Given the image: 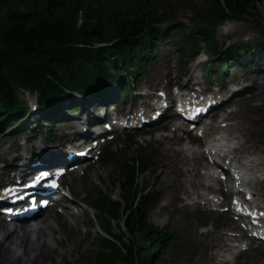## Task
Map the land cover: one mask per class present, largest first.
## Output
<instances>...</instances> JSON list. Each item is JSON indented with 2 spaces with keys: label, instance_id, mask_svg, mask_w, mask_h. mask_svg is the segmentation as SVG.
<instances>
[{
  "label": "trees",
  "instance_id": "trees-1",
  "mask_svg": "<svg viewBox=\"0 0 264 264\" xmlns=\"http://www.w3.org/2000/svg\"><path fill=\"white\" fill-rule=\"evenodd\" d=\"M138 1H130L129 12L118 0H0V130L2 126L14 128V121L28 111L17 88L37 92L38 110L33 116H41L32 117L43 127L42 121L52 123L66 99L76 103L70 92L104 101L107 93L124 90L125 79H136L165 35L180 36L182 53L188 45L195 55L201 43L216 51L218 26L255 13L258 0H206L202 9L183 0L193 8L191 24L166 28L160 25L171 12H159L148 1ZM21 5L27 9L22 10ZM234 48L244 50L242 55L234 53L238 61L264 54L262 42L230 44L226 50L231 53ZM29 123L21 126H26V133ZM2 135L1 130L0 140ZM109 154L102 158L113 159ZM150 161L143 153L118 161L121 200L100 198L97 215L100 226L113 239L98 236L95 264H156L163 251L173 248L168 230L147 227L145 247L126 241L124 231L114 234L110 230L111 220H122L129 235L148 225V205L137 188L136 173L149 169Z\"/></svg>",
  "mask_w": 264,
  "mask_h": 264
},
{
  "label": "rangeland",
  "instance_id": "rangeland-1",
  "mask_svg": "<svg viewBox=\"0 0 264 264\" xmlns=\"http://www.w3.org/2000/svg\"><path fill=\"white\" fill-rule=\"evenodd\" d=\"M118 1L126 6L125 11L130 12L131 0ZM142 1L143 0H139L138 2ZM145 1H148L152 6L159 7V12L164 10L171 12V15H168V20L160 25V28H166L171 24L173 26L177 23L190 25V21L193 16L192 9H202L204 3L206 2V0H186L187 3H190L193 6V8H189L191 5L189 4L188 6H185L184 4H186V2H183V0ZM20 8L24 10L25 6L21 5ZM129 16H131V14H129ZM215 32L218 42L217 50L215 51L214 49H211L201 43L202 50L199 54L201 57L194 59L192 62H188V60H186L190 53L187 54V51L184 53L187 57H182L179 53L181 40L171 37L170 35H165L160 44L155 47L153 53L155 58H153L151 64L146 67L143 72H139V91L142 92L143 87H148L149 92L157 91L168 88L171 84L174 85L177 81H179L180 84L183 83L184 87H187L196 79L202 81L200 87L203 86L208 89H214L219 84L216 79L218 78L217 73L219 67L224 58H229L228 60L231 61V63H234V66L236 67L232 68V66H229L227 69V75L225 77L227 83L232 82V84L235 85V88L244 85H248V87H251L250 85L254 86L252 88H248L247 91H244L242 95L238 96L236 100L231 102L233 113L230 114V117L231 120L236 122V125L239 127V129L234 128L231 131L233 132L237 130L242 134L245 139V150L250 152L247 153L248 155L264 159V69H252L248 72L241 73L243 70L242 65L235 60L234 53L242 55L244 50L234 48L231 53L226 50L227 46L230 44L239 45L255 44L257 42L264 43V0L256 1L255 13L248 14L240 19L226 20L218 26ZM187 50L190 52L191 49L187 48ZM225 51L227 52L225 53ZM249 53L251 54V52ZM205 59H208L209 62L204 61ZM250 61H256L251 62L252 64L259 63L257 62L259 61L258 58L254 60L252 58L244 59V62ZM198 62L199 64H197ZM182 66L187 68V73L184 77H180ZM201 73H203V78L200 77ZM134 85H137V83L133 84V86ZM230 87L232 88V85H230ZM168 89L170 96L173 97L175 94H173L175 88L169 87ZM137 93L138 91L133 94ZM17 94L23 105L29 106V103L31 104L34 101V96L25 92L24 89L20 87L17 88ZM74 97L75 99L78 98L77 96ZM139 103H141V98L137 103V109ZM66 105L70 106L68 107V110L69 112L71 111L70 113L72 116H81L78 122H74L75 126L78 123L77 128L81 127L84 123L82 118L85 116V113L83 114L81 110L72 112L71 105ZM84 107L85 109H90L87 104ZM228 112H230V110H224V114H228ZM39 116L41 115L35 114L33 117L37 118ZM215 116L216 114H214L211 118L213 119ZM24 118L25 117L19 121H14L15 126L10 131L15 129L18 130L19 127L23 125ZM211 118L206 119L205 122L210 121ZM215 120L216 119L212 121L215 122ZM165 121L166 120H163L157 126H153L150 129L145 126L136 131L119 132L116 134V139L109 143L111 144L110 148L117 154L116 156L118 160H122L127 157L132 158L143 153L148 155L152 162V167L148 171L138 175L136 178L137 188H141L140 194L145 197L148 206H150L148 225L138 229L133 235H129L124 231L125 240L128 242L132 241L134 247H145L148 245L146 240L148 230L147 227L153 226L159 230H168L170 233H175L176 243L173 248L165 250L163 251V254L159 255L160 258L156 264H211L212 255L210 254L211 249L208 244L219 234V232L227 231V229H225V227H221L220 224L222 223L221 221H225L226 225L229 219L232 221L229 214L215 213L210 210V205L204 206L200 204L198 207L193 205L191 206L189 202H187V199L184 200V202L188 203V207L185 204L181 202L177 203L174 200H170L168 204H165L163 203L165 198L164 196L156 197L151 195L149 191L151 185L156 182L157 174L161 173V176L164 174L165 178L171 175V171L168 168L162 171L163 166L160 165V160L158 158L159 153L161 151H165V149H171L173 152L174 150H181L183 147L188 146L187 140L184 139L181 133L173 130L172 123L168 122L169 126H166L168 127L166 132L155 131L156 128H158ZM65 123L66 120H56L52 126L49 124L44 125L47 128L45 131L46 135H48L49 138L53 136L55 137V139L50 142L48 140L45 141L43 137L40 138L37 131L32 132L33 137L30 139L29 137H16V139L19 140V142H16L15 139L11 138L12 133L8 134L9 132H5L6 129H3L5 136L0 141V172H2L5 168L8 170L2 172L0 182L2 181V177L5 179L4 176H7V174L9 176L10 170L15 166V160L11 158L14 154L13 152L28 154L29 150L36 149V147L33 148V144H36V146L38 144H42L43 146L41 147H48L50 144L57 145L61 136H67L73 132L74 128H67ZM124 132L135 134L136 137L132 139L133 144H130L127 140V136H129V134L124 135ZM24 139L29 141L25 142ZM67 141L69 142V138H67ZM105 144L100 147L101 151L105 148ZM11 146L12 148H10ZM13 146L16 147L14 150ZM62 146H64V144H62ZM56 147L59 148V145ZM175 153V155L172 156L171 154V157L169 156V160L182 169L181 178L184 179V181L185 178L189 177L188 173L191 171L187 168L191 167H194L192 173H195L192 176L190 175L192 181L201 180L203 182H207L205 180L208 179L209 181L210 179H213L211 176H199L202 172H206L204 169L206 161L203 157L196 156L195 161L192 160L190 162L183 163L181 157L184 155H181L180 152ZM188 153L190 154V151H188ZM181 163L183 164L181 165ZM117 166L118 162L114 159L109 162L94 160L88 171H77L64 177V184L67 185L68 189L72 193V201L80 203L81 207L80 210H69L73 213V215H69V213L62 208H59L61 209V212H57L56 214L59 219L66 220L69 227L75 222V219H78V230L74 233V236L77 239H82V246L79 254L75 252L68 258H62V256H59L54 252L53 258L55 259L56 264H95L94 255L96 253L97 246L99 245L98 233L100 229L96 222L91 218L92 209L89 205L82 202L81 198L86 195L88 198L87 200L90 201L89 197L95 193L92 192L88 195L87 192L91 190L92 187L99 189L97 192H100L102 196L104 194H108L111 197H117L118 190L116 183L114 182L118 173L116 170ZM261 175H264V168ZM257 182V187L260 192L259 197L264 199V177L263 180L260 181L259 179ZM82 183H84L85 187L83 189H79L77 196L73 195V187L77 184L79 187ZM193 189H195L198 193L203 192L201 186L194 187ZM181 194L184 196L183 193ZM71 202H68V204L71 205ZM262 203L264 204V202ZM83 210L87 213L83 217L86 220L91 221L89 227L82 223L84 218L79 215V213ZM1 218L4 217L0 215V239L3 235ZM49 219L53 223V231L50 234L47 232L45 238L47 243L58 248L59 245L56 239L61 238L58 230L59 227L51 217ZM110 229L114 234H119L122 230L121 221H113ZM207 230L208 232H206ZM32 235L34 236V233ZM200 235L203 236V239H201ZM1 245L3 246V244L0 243V264H8V262L13 259L14 253L20 254L22 259L20 258V263L11 261V264H30L29 261L24 263L21 262L25 261L27 258H33L34 256V253H30V251L23 255L24 245L21 242L13 245L14 252L12 254L9 253L6 256H2L3 247ZM46 257L47 255L41 251L37 258L38 264H41V261L45 260ZM73 258V262L70 261V259L72 260ZM228 264H264V244L253 242L247 251H244V253L240 256L232 258Z\"/></svg>",
  "mask_w": 264,
  "mask_h": 264
},
{
  "label": "bare ground",
  "instance_id": "bare-ground-1",
  "mask_svg": "<svg viewBox=\"0 0 264 264\" xmlns=\"http://www.w3.org/2000/svg\"><path fill=\"white\" fill-rule=\"evenodd\" d=\"M242 87L247 88L248 85H244ZM242 87H240V90L236 91L237 92L236 95L241 94V92L243 90ZM226 117H228V115H226ZM75 121H78V120H75ZM74 122L71 121L70 124L73 126ZM66 126H69V124H67ZM234 127L235 126L232 123H228L225 125L224 128H222V130L225 132L229 131L228 134H230V131ZM1 128H2V130L7 129L6 126H2ZM231 138L234 139V137H231ZM214 144H215V146L220 147L222 149L225 146V144L221 141H215ZM61 145H62V143H61ZM193 148L194 147H189V146L185 147L184 149H181V153L184 154L185 151H190V153H193V152H195ZM179 151L180 150H174L172 152L171 149H165V151H161L159 153L158 158L160 160V165L163 166L162 171L164 169L168 168L171 171V175L165 178L164 174H162V176H161V173L157 174L156 182L154 184H152L150 189H149L151 195H154L156 197H163L164 196L165 198L163 200V203H165V204H168V202L170 200H174L177 203L182 202L184 198L182 196H180V194L181 193H185L186 195L188 194V189L185 187V185L183 183L184 180L181 178L182 169L180 167H177V165L175 163H172V161L169 160V156L171 157V154L173 156L176 154L175 152H179ZM184 157H185V155H184ZM191 158H193V155H191ZM114 160H116L117 162L119 161L117 158H114ZM186 161H187V158L185 157L184 162H186ZM247 163H248V161L241 162L240 163V170L238 169L240 174L242 176H244L245 178L248 175L246 172ZM261 166H264V160L258 157V161L252 167H250V170L254 171L253 170L254 168L258 169ZM189 169H191V168H189ZM247 171H249V169H247ZM2 172H0V177H1ZM189 174L191 175V173H189ZM1 180H2L1 182H6V179H4V178H1ZM197 184H199V185L204 184V187H206V184L204 182H202L201 180H199L198 183L190 182L188 184V186L193 187L194 185H197ZM77 185L74 186L75 195L78 194V191L80 188L83 189L82 184H80L79 187ZM157 186H158V188H157ZM201 195H202V200H204L205 202H208L210 200V198L208 197V194L203 193ZM81 201H83L86 205L87 204L89 205V201L87 200L86 195H84L81 198ZM80 207H81L80 203L73 201L71 203V207L69 206L68 209L69 210H72V209L73 210L74 209L80 210ZM261 208H263V207H261ZM82 213H85V211L83 210L81 213H79V215H82ZM237 215L239 216V218H241V214L239 212L237 213ZM57 223H59V222H57ZM62 224L67 225L65 221H62ZM78 225H79L78 219H75V222L71 227L66 226L65 229H62V228L60 229V227H59V232L61 235V239L58 240V244L60 245L59 248H56L53 245L48 244L45 240L46 231L47 230L51 231L53 228L51 222L47 218L42 219L41 221H36V222H34L33 225L28 223V222H23L19 225H14V227L8 229L2 235V237L0 239V243L3 244V246L1 245L3 247L2 256H6L9 253L12 254L14 252L13 245L15 243L17 244V243L21 242L24 245L23 255H25L27 252L32 251V250L38 251V253H37V255H38L42 250V251L47 253L48 259L46 261H44V260L41 261V264H56L55 259L52 257V254L54 252L57 253L59 256H62V258H67L69 256H72L75 252L80 253L81 246H82V240L77 239L74 236V233L77 232V230H78ZM3 230H4V228H3ZM20 232L22 234H20ZM31 232L35 233V238L32 237ZM229 236L227 233H219L213 241V245H212L213 247L212 248H215L218 251H221V249H223L224 246L228 247L230 245L229 243L234 239V237H231V236L229 237ZM232 253H234V252L228 251L224 255L223 259L222 258L215 259L213 263L214 264H219V263L227 264L229 262V256L228 255H231ZM13 256L14 257L11 261H14L15 263L16 262L20 263L19 261L22 259L20 257V254L14 253ZM29 260L31 261V264L36 263V257H34L33 259H29ZM73 260H74V258L72 260L70 259V261H72V262H73ZM11 261H9L8 264H11ZM26 261H28V258L21 263H24Z\"/></svg>",
  "mask_w": 264,
  "mask_h": 264
}]
</instances>
